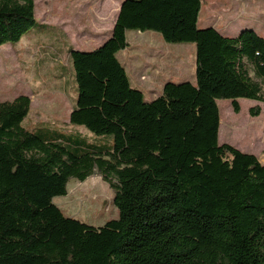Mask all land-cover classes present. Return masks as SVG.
Instances as JSON below:
<instances>
[{"label":"trees","instance_id":"16d2710c","mask_svg":"<svg viewBox=\"0 0 264 264\" xmlns=\"http://www.w3.org/2000/svg\"><path fill=\"white\" fill-rule=\"evenodd\" d=\"M200 7L123 0L103 44L69 50L77 96L68 121L107 144L45 138L22 125L28 95L0 101V264H264V163L219 144L217 105L229 99L238 113L240 98L264 103V36L199 28ZM34 9L33 0H0V45L34 26ZM128 30L193 43L194 81H166L145 100L116 56ZM95 169L118 211L100 227L52 201Z\"/></svg>","mask_w":264,"mask_h":264},{"label":"rangeland","instance_id":"374dc122","mask_svg":"<svg viewBox=\"0 0 264 264\" xmlns=\"http://www.w3.org/2000/svg\"><path fill=\"white\" fill-rule=\"evenodd\" d=\"M33 1L36 19L34 26L18 42L0 45V101L12 100L18 94L28 95L30 110L22 125L45 138L61 134L80 135L88 142L107 144V138H100L101 136H96L83 126L69 123L68 115L77 96L74 72L69 60V50L72 49L67 46L60 47L63 45L62 39L56 37L57 40H54L53 37L52 25L57 0ZM224 1L226 0H201L200 9H209L210 16L214 13L217 16H225L230 3ZM89 2L94 9L100 7V0ZM73 4L71 5L78 12L85 6L81 0H73ZM221 6L225 9L224 12L218 10ZM234 6L239 9V13L244 12L245 18L241 19L244 23L242 29H255L264 36V0H235ZM99 21L100 18L96 19V22ZM130 34L138 33L133 30ZM150 34L158 41L155 47L159 51L152 61L158 66L162 53L167 56L175 52V65L186 72L185 76L175 77L170 81H194L195 45L166 42L154 31L141 32L140 38H150ZM132 42L138 43L134 38ZM136 49L143 50V45ZM138 61L140 64L148 62L142 59ZM141 79L146 77L141 76ZM238 103L240 110L234 113L229 99L217 100L220 116L218 142L231 144L242 152L255 154L259 160L264 161V103L245 98L238 99ZM255 106L260 107V113L252 116L250 109ZM111 181L115 182L113 178ZM66 189L65 195L52 199L64 215L94 227L103 226L106 221L117 218L118 211L113 203L115 191L97 169L84 181L69 178Z\"/></svg>","mask_w":264,"mask_h":264},{"label":"crops","instance_id":"0c3cea01","mask_svg":"<svg viewBox=\"0 0 264 264\" xmlns=\"http://www.w3.org/2000/svg\"><path fill=\"white\" fill-rule=\"evenodd\" d=\"M81 1L85 6L81 12H78L71 5L73 0H57L55 10L58 13L54 10L53 37L54 40H57L56 37L62 39L63 45H60V47L67 46L72 50L90 51L103 44L111 36L112 28L123 0H100V7L97 9L91 6L89 0ZM224 2L230 3L229 11L226 12L225 16H217L215 13L210 16L209 9H200L201 12L199 11L197 20L198 27H213L226 36H233L239 33L244 28V23L241 21L242 18H245L244 12L242 14L238 12L239 9L234 6L235 0H226ZM218 10L224 12L225 9L221 6ZM98 18H100V21L96 22ZM132 31H126L128 45L125 49L117 52L116 56L123 65L131 85L140 90L144 99L149 101L160 95L166 81H170L175 77L185 76L186 72L182 68L180 70V66L175 65L177 62L175 60V52L169 53L167 56L162 53V59H159L160 66H157L155 61H152V58L156 57L159 52L156 49L157 47H155L158 41L153 38V34H150V38H140V31H137L138 34L134 35L130 34ZM255 31L258 33L257 30ZM129 34L138 42L137 44L132 42V38L131 40L129 39ZM139 45H143V50L137 51L136 48ZM140 59L148 62L140 64L138 61ZM141 76H145L146 79H141ZM261 162L264 163V161Z\"/></svg>","mask_w":264,"mask_h":264},{"label":"built area","instance_id":"2783aa9c","mask_svg":"<svg viewBox=\"0 0 264 264\" xmlns=\"http://www.w3.org/2000/svg\"><path fill=\"white\" fill-rule=\"evenodd\" d=\"M142 78H144V77H142Z\"/></svg>","mask_w":264,"mask_h":264}]
</instances>
